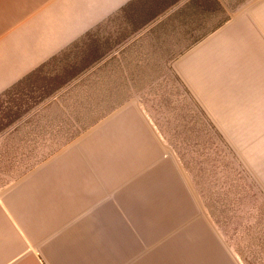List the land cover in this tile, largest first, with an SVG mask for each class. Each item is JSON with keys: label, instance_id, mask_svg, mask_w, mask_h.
<instances>
[{"label": "crops", "instance_id": "1", "mask_svg": "<svg viewBox=\"0 0 264 264\" xmlns=\"http://www.w3.org/2000/svg\"><path fill=\"white\" fill-rule=\"evenodd\" d=\"M131 1L0 0V94ZM189 1L108 58L169 25L178 41L170 70L264 191V0H248L216 29L173 16ZM129 99L0 192V264H197L214 242L228 261L182 164Z\"/></svg>", "mask_w": 264, "mask_h": 264}, {"label": "rangeland", "instance_id": "2", "mask_svg": "<svg viewBox=\"0 0 264 264\" xmlns=\"http://www.w3.org/2000/svg\"><path fill=\"white\" fill-rule=\"evenodd\" d=\"M174 1L156 3L154 12ZM225 9L224 14L205 22L200 20L198 26L206 29L216 26L234 12L227 3ZM127 13H117L96 27L92 34L100 39L116 35L125 27ZM168 26H157L144 40L129 47L127 55L124 52L111 60H103L95 66L94 73L66 93L59 104L39 116L27 117L17 133L0 135V192L58 155L82 133L121 111L125 107L122 101L130 97L129 100L138 102V107L150 117L166 147L182 164L198 207L208 213L216 234L228 248L226 261L224 247L222 250L214 242L213 252L209 254L207 249L205 257H197V264H264V191L252 172L238 163L235 148L220 136L217 127L219 133L214 131L170 70L168 61L178 41L168 34L172 30ZM84 43L85 40L78 44L83 46ZM73 48L64 55L75 52ZM88 84H92L95 91L93 97L86 100ZM120 102L123 104L97 123L88 124ZM93 108L94 113L88 117ZM80 118H87V122H78ZM14 129L15 126L11 132ZM74 134L77 135L72 137Z\"/></svg>", "mask_w": 264, "mask_h": 264}, {"label": "trees", "instance_id": "3", "mask_svg": "<svg viewBox=\"0 0 264 264\" xmlns=\"http://www.w3.org/2000/svg\"><path fill=\"white\" fill-rule=\"evenodd\" d=\"M160 1L162 0L131 1L119 11H128V13L125 16V27L119 30L116 35H110L104 39H100L98 36L92 34L95 28L88 31L80 39L73 42L59 54L40 65L34 71L0 94V135L6 132H9V134L17 133L21 128V125L27 121L25 120L27 117L32 118L39 116L41 113L48 111L53 105L57 103L59 104L66 93L94 73L95 66L107 59L115 49L126 43V41L132 36L150 25L153 21L162 16L169 8L176 5L181 0H175L170 5L165 6L162 10L154 12L155 4ZM247 1L248 0H190L185 5L184 9L173 16L176 18H182L185 23L189 22L191 25L195 24L197 28H202L199 27L197 23L200 20L205 22L206 19L212 18L217 14L226 13V3L235 11ZM229 19L230 16H226L214 26V29L221 26ZM100 25L96 27H99ZM84 40L85 43L83 46H80L78 43ZM197 42L198 40H192L189 42V45ZM72 48L76 49V51H72L65 56L64 53ZM177 78L185 88V91L190 96L191 100L199 106L205 120H209V124L214 131L219 133L216 126L209 119L206 112L192 96L181 79L178 76ZM86 88L87 90L85 92H88L86 100H88L93 97L95 90L92 87V84H88ZM60 92L63 93L53 100L52 98ZM91 95L92 97H90ZM129 98L130 97H125L124 101ZM50 99L52 100L49 101ZM122 102L113 104L109 111L107 110L103 114H98L96 119L93 118L88 124L92 125L97 123L104 115L122 105ZM93 113L94 108L91 109L90 116L88 115V117H91ZM87 118H80L78 119V122L85 123L87 122ZM13 126H15V129L11 132L10 129ZM80 130L82 131L84 128H80ZM77 134L72 135V137ZM220 136L223 137L221 134Z\"/></svg>", "mask_w": 264, "mask_h": 264}]
</instances>
